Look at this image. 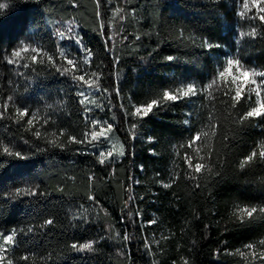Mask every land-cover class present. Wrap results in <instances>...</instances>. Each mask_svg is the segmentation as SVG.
Wrapping results in <instances>:
<instances>
[{
  "label": "trees",
  "instance_id": "16d2710c",
  "mask_svg": "<svg viewBox=\"0 0 264 264\" xmlns=\"http://www.w3.org/2000/svg\"><path fill=\"white\" fill-rule=\"evenodd\" d=\"M238 2L99 0L98 8L97 0H0L6 5L0 9V103L11 95L9 114L26 107L39 120L29 129L0 119V143L25 157L0 154V231H18L8 253L13 264H264L224 251L264 238V215L243 224L233 215L237 205L264 204V160L240 168L264 142V120L236 122L251 101L233 109L213 91L165 104L142 120L125 115L162 90L206 86L230 52L264 69V25L241 18ZM116 8L123 19L113 20ZM65 22L77 32L61 38ZM253 27L256 38L236 37ZM181 31L195 40L181 39ZM204 40L221 47L209 50ZM25 44L54 56L63 51L97 72L108 89L101 91L102 106L86 113L77 95L86 88L46 60L29 68L7 64L5 57ZM57 65L67 67L62 59ZM210 117L216 135L199 146L201 155L211 152V172L192 180L182 155L192 151L186 145L195 132L209 129ZM92 118L113 124L125 155L100 164V141L69 142L68 136L84 139ZM173 177L164 188L161 181ZM89 241L96 242L92 251L70 246Z\"/></svg>",
  "mask_w": 264,
  "mask_h": 264
},
{
  "label": "snow or ice",
  "instance_id": "6c2138e0",
  "mask_svg": "<svg viewBox=\"0 0 264 264\" xmlns=\"http://www.w3.org/2000/svg\"><path fill=\"white\" fill-rule=\"evenodd\" d=\"M241 8L237 13L241 18L258 20L260 25H264V0H240ZM97 6L99 8V0H97ZM6 8L4 3H0V9ZM123 10L116 8L113 12V20H115ZM251 13L249 16L248 14ZM99 16V12H97ZM120 19H123L120 16ZM71 29H69V32ZM57 35L61 38L65 37L64 32H58ZM243 36H251L256 38L258 31L256 27L248 33H240ZM181 39L195 40L194 36H187L183 31L180 33ZM139 39V37H137ZM77 44L80 43L79 40L76 41ZM203 46L211 50L212 48H219L221 45L214 44L207 40L203 41ZM89 51L90 50H86ZM6 63L13 66L29 68L34 64H43L45 60L52 66L57 67V71L62 74L71 72L72 78L80 83L82 89H89L90 91L80 90L77 95L81 97L79 103L85 106V112L90 113L92 111L89 105H97V101L93 99V95L100 91L108 92L107 88H101L100 86V75L97 72L90 71L88 67H81V62L69 58L65 52L60 51L58 56L49 54V52L41 49L39 47H32L30 45H22L18 49L13 50L10 55L5 57ZM63 60V63L67 67L58 66L57 61ZM168 62L174 60L173 56H167L165 58ZM20 61H24L20 64ZM85 66L90 65V59L86 58L82 62ZM213 91H220L224 97L228 98L230 101V106L235 109L237 105L241 102L248 103L251 101V105L246 111L241 112L238 115L237 123L243 124L244 121L248 120H264V69H257L248 66L242 59L238 57L228 58L224 65L218 67L217 72L211 79V81L206 86H197L195 83H188L185 85H180L176 88H170L167 90H162L159 94L155 96H150L143 103H133L131 110H125V115L128 117H135L137 119H144L150 114H154L156 110L163 108L165 104L178 103L182 99H191L203 93H207L212 96ZM255 96V100H252V96ZM116 95L119 96V89L116 90ZM215 97H213L214 99ZM14 103L13 97L9 95L6 97L3 103H0V119H13L17 124L24 123L29 129L38 123V117L35 113H30L29 109L26 107H15L14 111L9 114V105ZM123 108L124 106L121 105ZM191 115V113H189ZM26 118V119H25ZM87 120L88 117L85 116ZM209 123L208 130H201L195 132L188 140L186 147L191 149V152H184L182 155L184 164L186 165L188 171L186 175L189 179H198L199 174H203L205 171L211 172V167H209L208 160L211 158V152L205 155H201L200 142L208 141L211 136L216 135L215 124ZM187 123V121H186ZM136 124H132V129L136 128ZM258 127L260 125H257ZM113 125L107 121H100L95 118L90 120L89 131L84 133V139H78L76 136H68V140L71 143L81 144L85 142H96L101 138L110 139L109 134L113 132ZM37 137L40 136L39 130L33 133ZM56 135V134H54ZM60 136L65 135L62 130L59 133ZM134 138V137H133ZM151 141L152 138L149 137ZM51 143L56 144V140H52ZM185 147V145H181ZM0 154L8 156H16L17 158L24 159L25 157L19 151L13 152L12 148L8 145L0 143ZM180 155L179 153H177ZM114 155L123 156L125 155L124 146L120 145L118 148L116 145H112L106 152L102 151L99 153L98 159L100 164H104L107 161H111ZM257 158L264 160V142L255 146L253 150L245 156L240 162V168L243 169L245 166L254 162ZM195 161V162H194ZM159 175V174H158ZM219 175V173H216ZM91 180L92 177H89ZM175 177L169 182H163L162 186L164 188H169L175 183ZM196 187L199 188L200 185L197 183ZM19 195L20 192L18 191ZM29 194L35 195L34 192ZM89 199L95 200V197L89 196ZM131 199V197H130ZM264 215V204L260 206L254 205H237L234 209L233 215L241 224L245 222L246 219H253L256 214ZM53 221L48 219L46 224H52ZM155 223V221H150ZM20 231H23L22 229ZM31 231V229H28ZM18 231L13 229L9 233L0 231V264H13V260L9 258L8 253L12 251L17 245ZM119 235V234H117ZM123 239L127 240L128 237L125 235ZM95 241H89L85 243H72L70 246L76 251H92L94 248ZM146 247L151 250V245L146 243ZM225 254L228 255H239L244 260H249L251 258L252 262L257 260L264 261V238L259 239L256 242H250L243 246V249H236L235 252L225 249ZM24 260H28V256L22 257ZM175 264V262H174ZM184 264H188L187 260H184Z\"/></svg>",
  "mask_w": 264,
  "mask_h": 264
},
{
  "label": "rangeland",
  "instance_id": "374dc122",
  "mask_svg": "<svg viewBox=\"0 0 264 264\" xmlns=\"http://www.w3.org/2000/svg\"><path fill=\"white\" fill-rule=\"evenodd\" d=\"M238 7L239 8H241V4H240V2H238ZM239 11H240V9H239ZM62 29L59 31V32H64L65 33V35L67 34V31L69 30V29H73V33H76L77 32V27L75 26V24H73L72 22H65V23H62ZM240 31L238 30V34L236 35V37L237 36H239L240 35ZM233 57H235V55L233 54V53H228L227 55H224L223 57H222V65H224L225 64V62H226V59H228V58H233ZM85 91H90L91 92V90H89V89H85ZM102 94H101V91L100 92H98V93H95L94 95H93V99H95L96 101H97V105H89V107H91V109L93 110V109H98V108H100L101 106H102V104H103V102H102V99H101V96ZM97 120H100V119H97ZM100 121H107L108 123H110L109 122V120H100ZM112 124V123H111ZM113 125V124H112ZM109 137H110V139H103V138H101L99 141L101 142V143H98V144H96V146H97V148H98V150H99V153L100 152H102V151H107L109 148H111L112 147V145H116L117 146V148L120 146V145H123V143L120 141V139L117 137V135H116V133H115V131H114V128H113V132L112 133H110L109 134ZM114 157H120L119 155H114ZM12 231V229L9 231V232H11ZM9 232H5V233H9Z\"/></svg>",
  "mask_w": 264,
  "mask_h": 264
}]
</instances>
